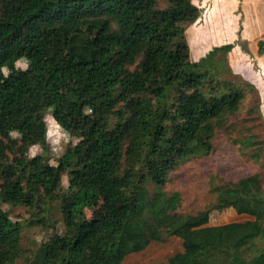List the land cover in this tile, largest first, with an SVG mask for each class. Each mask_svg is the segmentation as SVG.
I'll list each match as a JSON object with an SVG mask.
<instances>
[{"label":"trees","instance_id":"16d2710c","mask_svg":"<svg viewBox=\"0 0 264 264\" xmlns=\"http://www.w3.org/2000/svg\"><path fill=\"white\" fill-rule=\"evenodd\" d=\"M199 16L192 0H0V200L45 213L58 200L65 225L29 264H123L172 236L184 249L165 264H264V248L251 251L264 239V174L183 219L174 199L147 185L210 154L216 122L251 106L250 93L261 99L228 67L231 44L191 60L187 28ZM221 63L232 79L215 74ZM174 92L175 104L163 105ZM47 113L79 137L58 165L45 151ZM37 144L45 153L31 157ZM128 144L130 157L145 152L136 173L121 168ZM65 172L61 193L55 183ZM100 203L104 212L89 218L86 209ZM228 207L246 219L209 224L212 209ZM23 229L0 207V264L15 263Z\"/></svg>","mask_w":264,"mask_h":264},{"label":"rangeland","instance_id":"374dc122","mask_svg":"<svg viewBox=\"0 0 264 264\" xmlns=\"http://www.w3.org/2000/svg\"><path fill=\"white\" fill-rule=\"evenodd\" d=\"M17 66L26 68L28 64L26 60H20ZM231 72L226 64L221 63L215 74L222 80L232 79L234 75ZM176 94V92L171 93L163 101V105L173 106L176 102ZM255 98L256 95L250 93L249 99L253 101L251 106L247 102L238 115L230 117L227 122H216L218 126L213 137L214 149L210 154L181 164L170 173L166 183L160 187L147 181L151 193L160 191L166 195L164 197L167 201L175 200L178 206L176 210L179 214L178 219L216 207L219 204L221 192L225 188L237 185L250 175L264 174V145L257 144V141L264 139V100L262 96L261 99L259 97V101ZM154 103L157 105L158 100H154ZM46 120L49 142L48 149L45 150L46 155L51 164L58 165L66 150L78 143L79 137L63 129L51 113L46 114ZM117 120L118 117L114 116V123ZM14 135L18 136L17 133ZM130 141L128 140V143ZM128 146L129 144L124 146L121 168L122 171L133 169L136 173L142 167L145 152H140L139 156L130 157ZM44 153L43 147L38 144L33 145L29 150L31 157ZM1 182L0 179V185ZM68 185V172H65L57 178L55 189L63 193L67 191ZM0 207L3 211H7L12 219L24 223L20 239V254L14 264H29L42 244L55 233L65 231L63 217L58 209V200L51 202L47 213L41 206L29 209L25 206L2 203L1 200ZM100 212H104L102 203L94 208L86 209L89 218ZM41 218L43 220L38 222ZM245 219V215H239L232 207L222 210L212 209L209 224H226ZM260 248H264V239H259L253 244L251 251ZM183 249L182 239L172 236L163 241L151 243L143 251L128 255L123 264H165L169 259L181 255ZM86 254L91 256L92 252L89 251Z\"/></svg>","mask_w":264,"mask_h":264},{"label":"crops","instance_id":"0c3cea01","mask_svg":"<svg viewBox=\"0 0 264 264\" xmlns=\"http://www.w3.org/2000/svg\"><path fill=\"white\" fill-rule=\"evenodd\" d=\"M200 9L187 28L192 61L232 45L227 64L253 83L264 100V0H192Z\"/></svg>","mask_w":264,"mask_h":264}]
</instances>
